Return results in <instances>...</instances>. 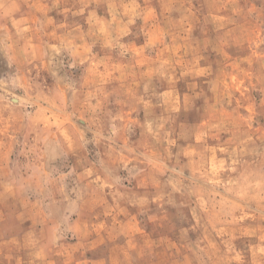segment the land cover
I'll list each match as a JSON object with an SVG mask.
<instances>
[{
	"label": "clouds",
	"instance_id": "obj_1",
	"mask_svg": "<svg viewBox=\"0 0 264 264\" xmlns=\"http://www.w3.org/2000/svg\"><path fill=\"white\" fill-rule=\"evenodd\" d=\"M0 264H264V0H0Z\"/></svg>",
	"mask_w": 264,
	"mask_h": 264
}]
</instances>
